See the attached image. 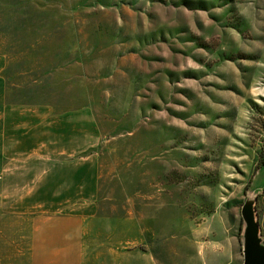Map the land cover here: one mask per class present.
<instances>
[{
	"label": "rangeland",
	"instance_id": "1",
	"mask_svg": "<svg viewBox=\"0 0 264 264\" xmlns=\"http://www.w3.org/2000/svg\"><path fill=\"white\" fill-rule=\"evenodd\" d=\"M1 63L5 106L96 122L85 246L243 264L249 203L264 245V0H0ZM5 174L0 264H30L37 215Z\"/></svg>",
	"mask_w": 264,
	"mask_h": 264
},
{
	"label": "crops",
	"instance_id": "2",
	"mask_svg": "<svg viewBox=\"0 0 264 264\" xmlns=\"http://www.w3.org/2000/svg\"><path fill=\"white\" fill-rule=\"evenodd\" d=\"M3 86L0 77V172H6V188L20 190V200L12 202L37 215L30 264H123L118 250L85 246L92 224L102 221L96 216L97 158L90 154L96 122L81 111L5 106Z\"/></svg>",
	"mask_w": 264,
	"mask_h": 264
},
{
	"label": "water",
	"instance_id": "3",
	"mask_svg": "<svg viewBox=\"0 0 264 264\" xmlns=\"http://www.w3.org/2000/svg\"><path fill=\"white\" fill-rule=\"evenodd\" d=\"M242 221L245 224L243 234V264H264V245L259 237L260 228L255 218V210L252 203L241 209Z\"/></svg>",
	"mask_w": 264,
	"mask_h": 264
},
{
	"label": "trees",
	"instance_id": "4",
	"mask_svg": "<svg viewBox=\"0 0 264 264\" xmlns=\"http://www.w3.org/2000/svg\"><path fill=\"white\" fill-rule=\"evenodd\" d=\"M264 153V152H263Z\"/></svg>",
	"mask_w": 264,
	"mask_h": 264
}]
</instances>
